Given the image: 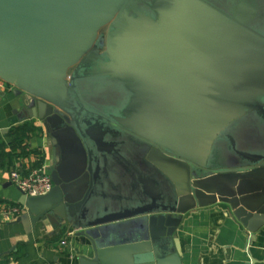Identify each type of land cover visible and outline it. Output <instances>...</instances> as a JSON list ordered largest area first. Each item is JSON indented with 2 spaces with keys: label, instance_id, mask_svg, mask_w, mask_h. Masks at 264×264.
<instances>
[{
  "label": "water",
  "instance_id": "1",
  "mask_svg": "<svg viewBox=\"0 0 264 264\" xmlns=\"http://www.w3.org/2000/svg\"><path fill=\"white\" fill-rule=\"evenodd\" d=\"M0 82L56 151L50 191H19L26 234L184 264L183 216L218 204L264 235V0H0Z\"/></svg>",
  "mask_w": 264,
  "mask_h": 264
},
{
  "label": "crops",
  "instance_id": "2",
  "mask_svg": "<svg viewBox=\"0 0 264 264\" xmlns=\"http://www.w3.org/2000/svg\"><path fill=\"white\" fill-rule=\"evenodd\" d=\"M22 107L21 98L14 97L11 88H0V136L4 141H7L5 136L12 127L25 123L18 121L19 112L14 113L15 110L21 111ZM3 130L7 133L2 134ZM28 144L43 153L46 169L55 164V148L43 132ZM34 162L32 156L19 158L14 160L13 166L27 168ZM13 166L0 168V210L18 204L20 198V192L10 184L8 177ZM65 231L45 221L37 224L35 231L26 234L21 223H4L0 217V264H79V258L88 256V243L74 235L68 239V247L60 250L58 243ZM178 231L184 264H246L250 259L264 262V235L255 242H248V232L223 205L186 214Z\"/></svg>",
  "mask_w": 264,
  "mask_h": 264
},
{
  "label": "built area",
  "instance_id": "3",
  "mask_svg": "<svg viewBox=\"0 0 264 264\" xmlns=\"http://www.w3.org/2000/svg\"><path fill=\"white\" fill-rule=\"evenodd\" d=\"M3 87H5V84L0 82V88ZM8 177L11 185L27 197L45 195L52 188L50 175L44 164L41 167L31 165L27 168L14 165L8 172ZM22 213H24V208L7 205L0 210L1 221L4 223L15 221ZM74 234L73 230L65 231L58 243L60 250L68 247V239L72 238Z\"/></svg>",
  "mask_w": 264,
  "mask_h": 264
},
{
  "label": "trees",
  "instance_id": "4",
  "mask_svg": "<svg viewBox=\"0 0 264 264\" xmlns=\"http://www.w3.org/2000/svg\"><path fill=\"white\" fill-rule=\"evenodd\" d=\"M40 130L34 125L33 122H25L21 125L12 127L6 134L4 141L0 136V168L12 167L16 159H25L34 157L35 162L33 166L41 167L44 164V155L38 149L29 147V141L36 136ZM2 201H0V205ZM18 206V204H12Z\"/></svg>",
  "mask_w": 264,
  "mask_h": 264
},
{
  "label": "rangeland",
  "instance_id": "5",
  "mask_svg": "<svg viewBox=\"0 0 264 264\" xmlns=\"http://www.w3.org/2000/svg\"><path fill=\"white\" fill-rule=\"evenodd\" d=\"M5 87H8V86L5 85Z\"/></svg>",
  "mask_w": 264,
  "mask_h": 264
}]
</instances>
